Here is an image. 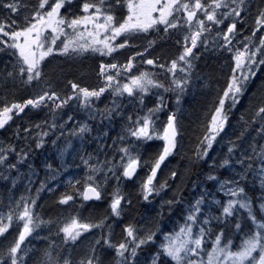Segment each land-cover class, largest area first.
<instances>
[{"label":"snow or ice","instance_id":"1","mask_svg":"<svg viewBox=\"0 0 264 264\" xmlns=\"http://www.w3.org/2000/svg\"><path fill=\"white\" fill-rule=\"evenodd\" d=\"M74 0H38V6L25 17V25L19 27V22L14 18L20 11V0H0V9L7 10V15L0 17V53L13 58L12 68L0 72V85L6 87L7 82L21 87L39 89L23 102H9L0 87V130L11 127L10 122L19 117L21 120L26 115V109L47 108L53 122L45 124L50 130L61 129V135L66 131L65 125L73 119H68L62 124L55 122L56 117L70 102L75 101L77 106L85 110L90 120L107 119L111 122L117 116H121L127 103L133 107L139 105L135 118L127 117V123L123 133L118 137L121 142L117 146L114 142L109 147L117 148L119 159H104L92 164L91 155L83 159L88 168L83 181V191L76 189L84 201L102 198V187L109 179L115 178L119 184L120 178L132 179L137 169L148 164L143 161L139 148L143 143L153 139L164 141L162 151L151 163L150 174L141 184V195L144 201L150 197L159 195L167 187V181L158 186L154 183L157 172L165 160L174 154L179 147L181 136L180 121L176 112L168 115L167 123L163 126L162 134L156 126V114L166 107V101L160 91L175 94L176 103L179 105L184 93L192 86L194 79L195 62L199 54L194 49L203 48L204 51L228 53L232 64L227 85L218 96V103L214 105L210 113L203 133L198 137L194 156L197 160H206L213 150L218 137L224 132L229 116L233 109L240 103L246 94L248 87L255 80L258 73L264 68V7L257 8L254 25L248 35L243 34L239 25L245 24L247 15L251 14L252 0H84L80 11L82 14L70 13V6ZM116 6L126 7L127 14L122 18L115 13ZM64 10V11H62ZM224 26L223 28L221 26ZM171 36L172 30L183 31L180 55L171 60L170 64L158 63L156 59L144 58L139 63H144L152 68L163 69L166 73L167 83L160 81L157 73L151 70L133 72L136 66V57H145V53L155 44V40H148V47L138 51L135 56H130L126 63H104L100 65V76L104 83L98 89L80 87L77 83L69 81L72 92L61 95L55 90L53 84L44 79L42 63L53 54L72 57L83 56L91 52L101 57H111L113 53L126 47L134 46L133 37L139 34L159 33ZM260 34V35H258ZM7 39H4V38ZM242 37V39H241ZM121 38H123L121 40ZM60 41V44H57ZM119 41V42H118ZM221 41H223L221 43ZM113 59H115L113 57ZM179 73V75H178ZM105 93L112 96L111 106L98 110L94 101H98ZM155 95L157 102L155 107L145 111V97ZM24 114V115H22ZM248 127L254 128L256 137L250 144V151H244L242 156L235 160L238 166L236 178L220 181L218 191L228 197L222 204L219 216L204 215L202 205L205 197L202 195L188 208L184 223L179 226V231L165 234L160 244V250L152 257V264H264V222L257 219L254 214L252 201L247 198L242 181L249 175L254 176L264 189V100L253 110V115L246 121ZM35 136H32V127L16 128L18 138L35 140V147L42 148L44 138L50 135L41 124L34 125ZM90 131L87 123L70 131L73 136L83 138ZM21 132L25 135L21 137ZM107 135V133H105ZM257 137L259 139H257ZM55 144V141H53ZM103 151V148L101 149ZM237 145L230 142L228 156L219 165L212 163V167L225 168L233 165L232 157L235 155ZM15 152L16 162L12 163L9 156ZM30 158V152L25 149L16 151L11 144H0V179L11 180L15 188L17 179L10 174L18 170V165L25 163ZM49 168L51 166L49 165ZM176 173H172L174 178ZM99 177V179H98ZM54 178V177H53ZM210 181H216V175L208 176ZM80 180H69L72 188L81 184ZM32 180L29 178L28 194L21 195L18 199L13 197L8 202L7 212L0 208V238H5L9 229L22 223L18 236L6 247L0 246V264H28V260L36 256L37 251L41 255L36 264H72V261L61 252V244L50 242L44 249L38 250L30 247L31 239H45L39 233L42 225L52 223L43 220L35 212L39 193L48 188L46 182H41L36 189V195H31ZM72 194H62L58 199L60 205H68L74 201ZM260 209L264 212V192L260 196ZM124 197L117 188L110 204L112 215L119 217L122 210ZM150 202V201H149ZM127 203H131L127 201ZM167 203L172 204L173 201ZM213 203L221 202L213 199ZM239 209L248 213V218L255 226V232L249 235L238 251L230 249L231 240L223 242V229L216 233L211 244V251L205 249L210 237L213 236L209 227L212 220L227 224L229 217L237 214ZM203 217V218H202ZM6 221V222H5ZM103 222L99 224L83 223L76 217H72L70 223L65 222L59 226L56 235L61 233L62 245H75L78 238L93 228H103ZM236 228L240 225L237 223ZM126 236L119 243H112L108 236L101 235L90 246V251L83 256L79 264H103L99 251L104 248L114 249L115 264H137L139 250L150 242H154L155 232H149L146 236L138 235L137 230L128 225L124 228ZM28 241V243H25ZM63 251H67L66 248ZM258 253V255H254ZM167 258L166 260L164 258Z\"/></svg>","mask_w":264,"mask_h":264},{"label":"trees","instance_id":"2","mask_svg":"<svg viewBox=\"0 0 264 264\" xmlns=\"http://www.w3.org/2000/svg\"><path fill=\"white\" fill-rule=\"evenodd\" d=\"M20 5L22 6V12L19 11L17 14H15L14 18L19 22V27L22 28L25 25V17L29 16L38 6V0H33V1L20 0ZM259 7H264V0H252V11H251L252 14L250 18L256 15L257 8ZM6 15H7V10L0 9V17H4ZM248 23L251 26L252 22L251 23L248 22ZM250 32H251V27L245 30V33L243 34L248 35ZM4 39L7 38L5 37ZM0 47H2V45H0ZM224 55L228 56V54L225 53ZM216 57L217 59L212 58L206 64L207 59H209L208 56H206L199 63L203 67L205 66L208 67L207 68L208 70L206 71L210 73L209 79L211 80L209 87L211 98L209 102L207 103L205 97L203 96L202 98L200 97L198 102L199 106L206 105L207 110L205 115L208 113V111H210L213 104L215 105L216 103H218L217 98L220 95V93L217 90L218 85L216 84V75L220 68L221 63L224 64L225 66V67L223 66L222 70L220 71V76H222L223 79L222 83L223 81L225 82V80L227 81L230 75V65L232 64L231 59L228 57L226 59L221 58L220 53L219 55H216ZM10 59L13 58L6 56L3 53H0V72H3L5 69L10 70L11 64L10 65L8 64V61ZM222 59L224 61H222ZM5 61L7 62V65H5ZM102 62L108 63L109 62L108 57H101L100 55L93 54L91 52L85 53L83 56L72 57V58L64 55H58L55 60L45 64L46 67L45 78L48 79L50 82L55 83L54 80L58 77V75L62 74L64 76V80L68 79L66 84L62 85V89H63L62 94H66L70 90H72L69 81L77 83L80 87H84L91 90L94 87H98V83L103 81V79L99 74L100 72L98 71L100 70V65ZM143 70H151L152 72L157 73L158 74L157 78L160 81L167 83L166 80L167 73L164 71L162 73L159 68H152L149 65H145L142 66L141 71ZM93 80H97L98 83H95ZM0 87H3V94L7 97V100L9 102L12 101L23 102L25 99L30 98L34 94L33 88L13 85L11 81L7 82L6 87L2 85H0ZM204 91L205 90L201 92L203 93ZM202 93L201 95H204ZM152 96L154 97V95ZM204 96H206V94ZM164 99L166 101V107H164L162 110L169 114L173 112L172 92L165 94ZM261 100H264V68L261 69L255 80L250 83L246 94L241 98L240 103L235 107V109L232 110L229 116L228 123L226 125L227 128L229 127L228 128L229 132L230 130L232 131L231 139L234 140V137L236 139H241L244 137V141H245L244 146L245 148H247L246 151H248V149L250 148V144L253 142V137H256L254 128L248 127L246 121H249L251 119L253 115V110L259 105ZM156 102L157 100L156 101L151 100L150 108L155 107ZM189 102L190 101H186L185 107L188 105ZM193 103L194 102H191L192 105H194ZM95 105L96 108L98 109L99 106L103 108V105H101L100 103L99 105L98 103H96ZM27 111L28 109H26V115H24V118L22 120L19 117H17L13 122H10L11 127H7L6 130H0V144H3L5 146L11 144L15 147L16 151L25 149L30 152V158L28 159V161L18 165V170L13 171L10 174L13 178L17 179L15 188L12 187L11 180L5 181L0 179V208H3V210L7 212L9 200H11L13 197L18 199L21 195L28 194V183H29V178H31L32 180L31 195L33 196L36 195V189L40 187L41 182H46L48 188L54 189L53 191H48L46 188L44 191L40 192L35 207V208H39L38 214L43 220L51 221L54 215L57 212H59V210L63 209L66 206V205H60L57 202L60 196L62 194H72L76 198L77 195L76 189H79L80 191L83 189V181L86 174L88 173V170H86V168L83 165V159H88V157L91 155L92 160H97V158L102 155L101 149L106 148V146L109 144L108 143L109 141L115 142L117 146L120 144L118 137L120 132L122 131V126H123L122 123L124 122V121L121 122V119L127 120V117L131 115V112H129L130 107H124L122 115L112 119L109 127L105 126L107 119H103L99 123L97 119L94 124H91L90 131L88 133H85L83 138L75 143L72 141L73 138H70L68 134L64 133V135H61L60 129L50 130L47 127V125L43 123L44 119L42 114H37L36 116L32 114L30 116L27 115ZM45 115H46L45 122L47 121L48 124H51L52 121L50 119V113ZM133 115H135V113ZM191 117L192 116H188L187 118V115L185 114L181 118L184 121V123L182 124L183 131L181 129V133H182L181 135H182V139L185 142V151L188 152L189 157H193L195 160V162L189 168L190 179L187 181L188 182L199 181L206 183L208 187H211L214 185L215 181H210L208 179V176L210 174L216 175L220 178H224L227 180L236 178L238 173L236 169H234V166L232 169H228L226 167L220 168L218 166L212 167L211 165L213 161L212 159H210V154L206 160H197L195 158L194 153H195L196 145L198 143V137L202 135L201 129L203 128L202 126L206 118L203 117V120L201 122L199 120V117H195V119H192ZM185 122H186V127H185ZM36 124H41L42 126H44L45 131L49 130L51 132L50 136L48 137L49 141L47 142V140L44 138L45 143L43 147L39 149L35 147V140L32 137L31 138L29 137L28 139L25 140L24 139L21 140L22 138H18V137L17 138L20 140H17L16 138L17 127H20L21 129L32 127V136L34 137L35 132L37 131L34 127V125ZM100 125H102V127H99ZM186 130H187V135L183 137V134ZM105 133H107V135H105ZM20 135L24 136L25 134L21 132ZM257 139L259 138L257 137ZM53 141H55V144L53 143ZM68 143H73V144L71 145ZM260 143H264V140H261ZM229 146L230 144L227 143L223 144L222 146H220L219 144L217 145L219 151L222 152L223 159L228 156L227 150ZM116 149L117 148L111 149L110 147L109 150L117 152ZM241 149L242 148H240V150L238 151H241ZM241 152H237V151L235 152V155L232 157L233 162H235L236 159L242 156ZM48 154L49 155L51 154V156L49 157ZM151 159H154V154L152 155ZM9 160L12 163L16 162L15 152L9 156ZM44 162L45 165L43 168H41V164ZM220 162L221 161H216L215 164L219 165ZM49 165L51 166V168H49ZM55 174H58V177L53 178ZM177 176H179V174H177ZM70 179L73 181L80 180L82 183L77 184L76 188L74 189L69 184ZM241 183L242 186L245 188V191L254 201L255 215L257 217H260L259 211L256 208V201L257 199L260 200L259 197L261 196V193L264 192V190L260 188L258 182L255 180L254 176L252 175H249L246 178V180L242 181ZM107 184L111 186V181L108 182ZM186 187H188L187 184ZM185 188L182 189V192L179 193V196H183L186 194L184 193L186 192ZM129 190L130 189L128 188V190H125V192L127 193V191ZM115 191L116 190L113 188L111 190V193L113 194ZM139 199L140 198H138L137 194H133L131 197L132 203L130 204V207L127 209V211L133 216V223L134 222L137 223L136 221H138V217L143 213V209H141L142 206L139 205V207H136L137 204H141L139 203L140 201ZM83 206H85V210H86V214L85 215L82 214L83 218L90 217L94 220H97L98 214L100 216L106 211L104 206L101 205L97 206L95 205V203H86L83 201ZM182 207L183 204L179 205L177 203V205H174V203L172 204L166 203L159 208L160 220L158 223H156V226L160 232H156L157 234L154 237V242H150L144 245L142 249L139 250L138 256L136 258L138 264L140 262L141 257L147 258L148 255L150 254L154 255L160 250L158 249L155 243V242H161L159 233H164L166 230H169V225L170 223L175 222V217L178 220H181L180 215H182ZM228 219L229 222L227 224L218 223L217 221L213 223V221H211L212 223L210 227L213 229V232L219 233L223 229L224 237L233 239L235 241L240 238V235H248L252 233L253 227L251 225V220L248 218V215L242 209H239L236 215H234L233 217H229ZM236 222L240 224L239 231H236V228L234 226ZM50 225H53V223H50ZM19 228H20L19 224L18 226L10 228L9 235L7 236L6 239V241H8V244L12 243L13 240L18 236ZM119 229L121 232L122 227ZM51 240L57 244H60L59 238L57 236H55ZM33 241L34 242L32 243H34L33 244L34 247L38 250L44 249L45 246L47 245L46 239L43 240L34 239ZM237 244L238 241H236L235 245ZM41 254H42L41 251H37L36 256L28 260V264H36V260L39 258ZM108 257H110V255H108ZM145 258H143L141 262H143ZM164 259L166 260L167 258L165 257ZM161 264H163V262H161Z\"/></svg>","mask_w":264,"mask_h":264},{"label":"rangeland","instance_id":"3","mask_svg":"<svg viewBox=\"0 0 264 264\" xmlns=\"http://www.w3.org/2000/svg\"><path fill=\"white\" fill-rule=\"evenodd\" d=\"M83 2H84V0H74V3L70 6V13L82 14L80 11V8H81ZM19 7H20V12H22V6L20 4H19ZM62 11H64V10H62ZM115 13L118 17L122 18L124 15L127 14L126 7L116 6L115 7ZM251 14L247 15L245 17V19H246L245 24L238 26L242 30L243 33H245V30H247L248 28L252 27V25H254L255 16H253L254 18L251 17L252 18L251 19L250 18ZM248 22H250V23L252 22L251 26L249 25ZM221 27L223 28L224 26L222 25ZM260 34H264V33H260ZM260 34H258V35H260ZM182 37H183V31L178 33L175 30H172L171 36H165V34L162 31V26H161V31L159 33H156V32H151L150 34H142L141 33L138 36L133 37L132 44L134 46L126 47L124 49H120L119 51L113 53V55L111 57H108V61H109L108 63L115 62V63H119V64H124L127 62L128 58L130 56H135V54L138 51H143V49L145 47H148V44H147L148 40H155V44L149 48V51L147 53H145V57H143V58L142 57H136V66L134 67L133 72L135 74H139V72L142 70V66L147 65L144 63H139V61H141L144 58H153V59H156L158 61V63L170 64L171 60L176 59L182 51L181 45L177 43L178 39L182 41ZM122 39L123 38H121V40ZM222 42L223 41H221V43ZM57 44H60V41H57ZM194 51L199 54V59L195 62V69H194V74L198 78L193 80L192 86L189 87V89L184 93V95L181 98L179 105H177V103H176L175 94L172 93V98H173L172 110H173V112L177 113V117L180 121V126L184 123L183 119H181V118L185 114L187 115V118H188V116H192L191 117L192 119H195V117H199V120L201 122L203 120V117L206 118L205 122L202 126L203 128L201 129V131L203 133V129H204L207 121L210 119V113L214 108V104L211 107L210 111H208V113L206 115H205L206 110H207L206 105L199 106V103H198L199 99L201 96H203V95H201V93H202L201 91L205 90L202 94H206L205 99H206L207 103L209 102V100L211 98L210 92H209L210 91L209 87H210V82H211V80L209 79L210 73H208L206 71V70H208L207 69L208 67L205 66L206 67L205 68L202 65H200L199 63L201 62L202 59H204V57L208 56L209 59H207V61H206V64H207V62L210 59H212V58L217 59L218 56L216 57V55H219V53L213 52V51H204V49L202 47L199 49H194ZM225 54H228V53H225ZM58 55L59 54H53V55L49 56L48 58H46V60L42 63V68H43L45 80H48L45 78V76H46L45 64L50 62V61L55 60ZM220 55H221V58H223V59H226L227 57L230 58V54H228V56H227V55H224V53L223 54L220 53ZM113 57L115 59H113ZM223 59H222V61H224ZM12 63H13V59H10L8 61V64L9 65L11 64L10 69L12 68ZM5 65H7L6 61H5ZM223 66H224V64L221 63L220 68L218 70L219 74L217 72V75H216V84L218 85L217 90L220 93V95H222V91L227 85L226 80H225V82L223 81V83H222L223 79H222V76H220V71L222 70ZM160 70L163 73L164 70L163 69H160ZM98 71L100 72V70H98ZM178 75H179V73H178ZM67 80L68 79L64 80V76L62 74H60L54 80V82L56 84L53 82H51V83L55 87L56 91L61 93V95H64V94H62V92H63L62 85L66 84ZM93 81L95 83H98L97 80H93ZM103 83H104V81L99 82L98 87H94L92 89H98L100 86L103 85ZM35 91H39V89L38 88L34 89V92ZM153 91H160L163 96L165 94L171 93V92H163V89L153 90ZM71 92H72V90H70L68 93H71ZM68 93H66V94H68ZM154 97L152 95H149V96H146L144 98L145 99V109H144L145 111L147 110V108H150V101L151 100H154V101L157 100V97L155 95H154ZM112 99L113 98H112L110 93H105L103 96L100 97V99L98 101H95L94 103L95 104L98 103V105L100 103L101 105H103V108H104L105 106H111ZM127 100H128V98L125 96V107H130L129 112H131V115L135 118V115L137 114L136 109H138L140 106L136 105L135 107H133L132 104L127 103ZM186 101H190V102L185 107ZM191 102H194L193 103L194 105H192ZM188 107H190V108H188ZM103 108H101L99 106V109L98 108L97 109L101 110ZM163 112H164V114H163ZM49 113L50 112L47 108H41V109L28 108V111H27V115H30V116L32 114H34L35 116L37 114H42L43 119H44L43 123H45V116H46L45 114H49ZM134 113H135V115H133ZM169 114L163 110L159 111L156 114V117H157L156 126H157L158 131L161 134L163 132V126L166 125V123H167V118H168ZM22 115H24V114H22ZM68 116H72L73 119L65 125L66 131L64 133L68 134L70 138H73L72 141L74 143L77 141H80L81 138L71 135L70 131L72 129L78 128L83 123H87L91 127V124H94L97 119H98V123L102 121V119H100L99 117H97V119H95V120H90L88 118L87 112L85 110L81 109L80 107H78L75 101L70 102V104L68 106H66L62 111H60L58 113L55 122L57 124H62V123H64V121H66L68 119ZM50 119L53 122L51 114H50ZM122 121H124V122L122 123L123 124L122 131L121 132L119 131L120 132L119 136L123 133L124 127L127 123V120L121 119V122ZM185 121H186V119H185ZM105 126L106 127L110 126V122L108 120H107ZM99 127H102V125H100ZM185 127H186V122H185ZM228 128L225 127L224 132L221 133V137H218V142L216 144H214L213 150L210 152V159H212V161L216 162V161H222L223 160L222 152L219 151V149L217 147L218 144L220 146H222L225 143L230 144V142L235 141L236 145H237V150H236L237 152H241V151L244 152L247 149L244 146V143H245L244 137L242 136L243 138H241V139H236L235 137H234V140L231 139L232 131L230 130V132H229ZM59 129L60 128H56L55 130H59ZM181 129L183 131V125L181 126ZM47 131H49V130H47ZM60 131H61V129H60ZM50 134H51V132H50ZM186 135H187V130L184 132L183 137H185ZM49 136L45 137L47 142L49 141L48 140ZM21 137H23V136H21ZM16 138H17V136H16ZM17 140H20V139L17 138ZM21 140H23V138ZM178 140L180 141L179 147L177 148V150L174 152L173 155L169 156L165 160V162L161 165L160 170H158V172H157V177H156V180L154 181V183L157 186L160 183L167 181V187L165 189H163L158 196L154 195L153 197H150L149 198L150 202H149V201H144L142 198V195L140 194L141 193V184L147 179L148 175L150 174L151 163L158 157V154L162 151L163 144H164L163 140L153 139L151 141H148L147 143H143L142 146L139 148V152H140V155L142 157V160L143 161L148 160L149 163L144 165V166L139 167L137 169L136 174L133 176L132 179L129 180V179H125V178L121 177L119 184H118L117 180L115 178H112L103 184V187L101 189L102 198L100 200L94 202V203L97 206L98 205L104 206L106 209L105 213H103L100 216L98 214L97 220H94L90 217L89 218H83L82 214L85 215L86 210H85V206H83V198L77 194L74 201H70L68 205H66L63 209L59 210V212H57L54 215V217L51 220L53 225H50V224L42 225L41 228L38 230L40 235L45 237V239L47 240L46 244L48 245L50 242H54L51 239L54 238L55 236H57L56 233L59 230V226H63V224L65 222L70 223L72 217H76L80 222H83V223L99 224V223L103 222V224L105 225L103 228H93L89 232L83 233V235L78 238L75 245H71V246L63 245L62 246L63 233H61L59 237L57 236L59 238V242L62 246L61 247L62 254L67 256L72 261V264H79L80 259L83 256H85L87 253H89L90 246L92 244H94L95 240L97 238H99L102 234L105 236H108L109 232H110L111 233L110 239H111L112 243L115 244V243H119L122 239H124V237L126 236V233L124 232V228L128 225H132L137 230L138 235L141 237L146 236L149 232H155V233L160 232L156 226V223H158L160 220L159 208L162 205L166 204L168 201H173L174 205H177V203L179 205L183 204L182 215H180L181 220H178L174 216L175 222L170 223L169 230H166L164 233H159V237L161 238V242H155L158 249H160V244L164 240L165 234H171L173 232L179 231V226L184 223V218L187 215L188 208L196 199L200 198L202 195L205 197V203L202 205L204 215L215 217V216H218L219 214H221L222 204L224 201H226L228 199V197L224 196L220 191H218L219 182L225 181L227 179L220 178L217 176L218 179L214 182V185L211 187H208L206 185V183L199 182V181L198 182H188L187 180L190 179L189 178V175H190L189 168H190V166H192V164L195 162V160L193 157H189L188 152L185 151V142L182 139V135L178 137ZM108 143L109 144L106 146V148L103 149L102 155L100 157H98L97 160H91L90 163L95 164V163H97V161H102V160L106 159L107 157H108L107 159H113V158L119 159L118 158L119 153H118L117 149H116L117 152L109 150L110 149L109 146L113 145L112 143H114V142L109 141ZM68 144L72 145L73 143H68ZM240 148H242L241 151H238V150H240ZM111 149H113V147H111ZM250 150L251 149L249 148L248 151H250ZM111 151H112V154H111ZM243 152H241V153H243ZM153 154H154V159H151ZM50 156H51V154L49 155V157ZM44 165H45V162L41 164V168H43ZM83 165L86 168V170H88V168L85 166L84 163H83ZM233 166H234V169L237 168V166L235 165L234 162H233L232 166H229L226 168L232 169ZM173 172L176 173V176L174 178L172 177ZM177 174H179V176H177ZM56 177H58V174L54 175V178H56ZM98 179H99V177H98ZM255 180L258 182V185L260 186L259 181L256 178H255ZM110 181H111V186H109V184H107ZM186 182H188V183H186ZM186 184L188 187H186ZM113 188L116 191L118 188L119 193L122 194L124 197V200L122 201V210H121V214L119 217L112 215V211H111V207H110V204L112 203L113 195H114V193H116V191L113 194L111 193V190ZM128 188L130 190L127 191V193H126L125 190H128ZM184 188L186 189V192H184L186 194L183 196H179V193L182 192V189H184ZM82 191H83V189L80 192H82ZM245 193L247 195V198L252 201L253 210H255L253 199L248 195V193L246 191H245ZM133 194H137L138 198H140L139 203H141V204H137L136 207H139V205H140V206H142L141 209H143V213L138 217V221H136L137 223H135V222L133 223V216L127 211V209L130 207V204L132 203L131 197ZM213 199L220 201L221 204L220 205L214 204ZM108 200H109V202H108ZM127 201H130L131 203H127ZM261 202H262L261 199L260 200L257 199L256 208L259 211L260 217H257L256 215L255 216L257 217L258 220L264 222V212H262L260 209ZM34 210L36 213H38L39 208H35ZM242 210L248 215V213L244 209H242ZM134 218H135V216H134ZM212 221H213V223L216 222V220H212ZM237 223L238 222H236L234 224V226ZM210 225H209V227H210ZM251 225L253 227L252 233L248 234V235H240V238L238 240H236V241H238L237 245H235V243H236L235 240L225 238V237L223 238V242L227 243L229 240H231L232 243H231L230 249L232 251L240 250V247L243 244V241L249 235H252L256 230L252 221H251ZM19 226H20V228H22V223H19ZM121 227H122V231L120 232L119 228H121ZM235 228H236V226H235ZM239 230H240V228L239 229L236 228V231H239ZM9 231H10V229H9ZM212 232H213V229H212ZM215 234L216 233L213 232V236L210 237L208 240V243H207V246L205 249V257H204L205 259H207V255H206L207 252L211 251V244H212V241L214 240ZM8 235H9V233L6 234L5 238H0V245H2L4 247H6L8 245V241H6ZM29 239L31 240L30 247L34 246L33 245L34 243H32V242H34L33 241L34 239H31V238H29ZM39 240H43V239H39ZM25 243H28V241H26ZM64 248H66L67 251H63ZM99 255H100V258H101L103 264H115L116 257H115L114 249L104 248V249L99 251ZM108 255H110V257H108ZM254 255H258V253H254ZM152 257H153V255H151V254L148 255L147 258L141 257L139 264H152ZM143 258H145V259L143 262H141Z\"/></svg>","mask_w":264,"mask_h":264},{"label":"water","instance_id":"4","mask_svg":"<svg viewBox=\"0 0 264 264\" xmlns=\"http://www.w3.org/2000/svg\"><path fill=\"white\" fill-rule=\"evenodd\" d=\"M94 200H96V199L88 200L87 202H91V201H94Z\"/></svg>","mask_w":264,"mask_h":264},{"label":"bare ground","instance_id":"5","mask_svg":"<svg viewBox=\"0 0 264 264\" xmlns=\"http://www.w3.org/2000/svg\"><path fill=\"white\" fill-rule=\"evenodd\" d=\"M204 95H205V94H204ZM204 95H203V97H205ZM201 98H202V96H201Z\"/></svg>","mask_w":264,"mask_h":264}]
</instances>
